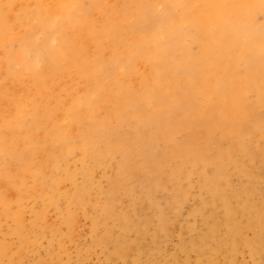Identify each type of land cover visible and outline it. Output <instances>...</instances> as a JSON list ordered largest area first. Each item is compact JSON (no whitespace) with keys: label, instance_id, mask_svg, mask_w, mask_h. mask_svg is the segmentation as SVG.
<instances>
[{"label":"rangeland","instance_id":"obj_1","mask_svg":"<svg viewBox=\"0 0 264 264\" xmlns=\"http://www.w3.org/2000/svg\"><path fill=\"white\" fill-rule=\"evenodd\" d=\"M179 3L167 2V8L176 5L179 8ZM82 7L93 10L91 0H85ZM159 8L146 15L141 24L148 25L147 21L152 20ZM19 9L14 11L11 6L6 9L4 26L0 29V66L5 69L2 77L9 73L17 75L21 84L20 96L15 101L13 110L17 122L10 125L7 136L1 134L6 119H0V165L22 162V165L11 167L13 180L18 173V166L27 164V161L29 166L21 171L23 187L19 188L15 181H0L1 264H198L191 240L205 232L211 222L221 223L226 219L224 196L218 201L217 208L201 212L205 202L214 196L210 180L215 171L219 170L226 173L220 184L222 190L235 191L240 197L246 198L242 188L249 182L252 187L262 190L261 196L256 200L264 205V130L252 127V134L242 133L240 143L247 144L248 147L245 145L246 148L240 150V143L235 144L227 136L231 130L240 128L237 119L242 112L237 106L233 104L227 111H215L210 105L215 100L214 97L200 92L195 95L189 108L182 106L175 111L166 110L167 108L161 111V89L156 88L155 93L143 98L147 103L146 108L153 114L150 126V118L147 116L149 113L134 105L139 100L143 85L154 74V80L163 79L165 69H170L168 65L163 67L162 62L157 64L158 58L162 60V54L167 50L166 34L162 35V40L159 39L160 27H156V40L152 41L154 46L159 47L158 54L154 51L153 54L146 52L140 55L150 70L145 72L138 67V58L130 62L118 60L116 69L108 73L116 89L112 104L105 98L99 102L101 86L105 88L106 85L98 81L95 93L90 96L91 100L86 95L72 97L66 107V118L60 122L57 115L63 110L60 107L66 97L65 87L47 82L40 68L48 66L47 68L63 70L65 63L51 57L39 68H33L15 59L23 48L28 47L32 36L30 26L23 21L30 10ZM199 9L196 7V10ZM11 15L12 19H9ZM76 22L77 18L74 16L57 18L50 27H44L45 24L38 22L35 33H38L39 39L44 36L54 37V47L60 50L62 59H65L76 50L72 40ZM116 25L117 23H110L109 27L113 29ZM105 26L98 24L92 30L95 45L104 49L108 44L109 50L119 58L131 57L132 46L126 45L117 51L113 46L116 45L117 38L111 37V34L106 39L102 38L107 32ZM180 39L190 42L195 52L194 45L198 44L197 41L194 42L191 36H182ZM259 41L264 43V35ZM170 51L173 52L174 60L177 52L175 49ZM18 70L25 71L30 82L22 80L24 77L18 75ZM214 74L217 76L216 84L221 85L225 71L221 68L218 73L214 71ZM173 78L179 79V76ZM177 82L166 80L165 88L174 84L177 86ZM133 83L135 85L132 87ZM6 91L3 88L0 92L5 93L4 99L8 96ZM255 98L254 92L247 94L245 109L248 115L251 110L248 105H253ZM86 103L89 105L86 106ZM7 105L8 100L4 106ZM208 107L210 112L204 118L202 113ZM257 110L264 117V107L258 104ZM173 113L176 117L167 124L166 121ZM196 114H202L201 122L190 123L189 117ZM248 115L242 122L244 127L253 123L252 114L249 118ZM211 120H215V123L210 122ZM87 125L93 128L89 132L90 127L85 128ZM211 127H215V130L212 131ZM88 133L98 139L100 135L103 136L99 139L100 145H106L103 151L97 147L91 149L84 146V136ZM30 136L35 139L32 140ZM222 137L223 140L219 141ZM20 142L26 149L25 157L14 159ZM135 146L143 148V151L132 157L129 151ZM202 149L206 152L203 158L198 159V152ZM220 158L225 159L221 166L214 162ZM151 165L154 171L148 174L145 168ZM237 165H242L248 172L255 174L256 180L253 181L248 174L240 173ZM84 166L92 172V188L85 194L71 198L76 192L70 178L71 172L77 174ZM53 170L61 171V181H57L54 190L44 186L46 193L40 191L34 185L33 176H49ZM118 175L125 177L124 181H128L130 186H117L120 190L115 192L116 196L105 197L108 185L118 181ZM77 177L79 181L83 180L81 175L77 174ZM153 185H158L159 190L154 194L155 199L161 200L158 202L161 206L167 204V191H171L175 198L171 206H178L160 233L156 232L158 227L155 219L165 211L160 210L157 205L149 208V204L145 200L143 202L144 189ZM182 189H187L188 192L184 194ZM163 197L165 201H162ZM106 200L110 205L109 212L116 221L113 217L108 218L109 213H103ZM18 219L22 223L20 232L16 230ZM248 219L254 220L253 215H249ZM261 229L262 227H257L253 231L247 228L246 234L254 237ZM125 233L127 238H123ZM116 240L121 241V245ZM119 246L123 251L126 248L124 252L120 250L122 254L118 252ZM241 249L235 254L231 253L232 259L230 253L218 255L215 264H264L255 262L257 257H252L247 249Z\"/></svg>","mask_w":264,"mask_h":264},{"label":"bare ground","instance_id":"obj_2","mask_svg":"<svg viewBox=\"0 0 264 264\" xmlns=\"http://www.w3.org/2000/svg\"><path fill=\"white\" fill-rule=\"evenodd\" d=\"M84 2L85 0H0V29L4 26V15L8 7L11 6L14 11L20 10L19 8L30 10V13L23 21L30 26L29 32L32 33V36L29 39L28 47L23 48L16 55L15 59L18 62L29 67L39 68L40 65L45 63L47 58L52 57L58 58L65 63L63 70L47 68L48 66L40 68L47 82L65 87L66 97L61 103L60 108L63 110L59 111L60 113L57 115L58 121L63 122L65 120L66 107L72 97L86 95V98L91 100L90 96L95 93V84L98 81L102 85H106L105 88L101 86L98 97L99 102L102 98H105L107 101H111L112 104L116 89L113 87L112 79L108 77V73L116 69L118 60L130 62L132 59L138 58V67L143 68L145 72L150 70L140 55L146 52L153 54L154 51L158 54L159 47L154 46L152 41L156 40V27H160L159 39L162 40V35L166 34L167 50L162 54V60L158 58L157 64L160 65L162 62L163 67L168 65L170 69H165L163 79L158 80H154L155 74L153 71V77L151 75L152 78L143 85V91L139 93V100L134 102V105L139 109L149 113L147 116L150 118V126L153 114H150L149 109L146 108L147 103L143 101V98L155 93L156 88H159L161 89L159 94L162 104L160 107L161 111L165 108H167L166 110L173 109L175 111L182 106L189 108L195 95L200 92L214 97L215 100L210 105L214 107L215 111H227L233 104L237 106L238 110L242 112L237 119L240 128L231 130L227 134L237 145L240 143L242 133L249 135L254 132L252 127L257 130H264V117L257 110L258 104L264 107V43L259 41V38L264 35V0H91L92 11L82 9ZM167 2H180L178 4L179 8H176V5L168 9ZM196 7L200 9L196 10ZM155 8L159 9L152 16V20H146L148 25L141 24L145 20L144 17ZM41 12H43V15ZM70 16L77 18L75 30L72 33V40L76 50L73 55L62 59L60 50L54 47V37L50 36V38H47L44 36L43 39H39L35 30L38 22H41L42 25L45 24L44 27L48 25L50 27L57 18ZM9 19H12V15ZM173 20L176 21L174 22ZM110 23H117V25L110 29ZM98 24L106 25L107 32L102 35V38L106 39L111 34V37L118 39L116 45H113L117 51L126 45H130L132 46L133 55L129 58H119L109 50L110 45L107 44L104 49L96 46L95 34H93L92 30L97 28ZM182 30H185V32ZM128 34L129 36L127 37ZM181 35L191 36L194 42H198V44L194 45L195 52L192 50L190 42L187 41L186 43L183 39H180ZM96 37L98 36L96 35ZM174 49L177 53L173 60V52L170 50ZM122 56L126 57L125 55ZM16 64L19 65L18 63ZM221 68L225 71V75L223 76L222 84L217 85L215 80L217 76H215L214 71L218 73ZM4 72L5 69L1 65L0 79L2 81H0V92L3 88L8 92L6 99H4L5 93H0V119H6L2 126L1 134L7 136L10 131V125L17 122L13 110L15 101L20 96L21 84L17 75L9 73L2 77ZM18 75L23 76L22 80H25V82H30V79L26 77L25 71H19ZM176 75L179 76V79L173 78ZM166 80H172L173 82L177 80V86L174 84L170 88H165L164 82ZM134 85L135 83H133L132 87ZM252 92L255 93L256 98L253 100V105H248V108L251 107L248 115L245 109L246 98L247 94L249 95ZM190 94L192 95L191 97L189 96ZM7 100L8 105L4 106ZM85 105L88 106L89 104L86 103ZM209 112V107L203 111L204 118ZM202 114L189 117L191 119L190 123L201 122ZM250 114H252L253 123L244 127L242 122L246 119L245 116L248 115L249 118ZM175 117L176 114L173 113L166 123H170ZM82 120H85V118ZM210 122L215 123V120ZM87 127H90L88 132L93 129L91 125H87L85 128ZM211 130L214 131L215 127H211ZM30 137L32 140L35 139L32 136ZM102 137L100 135L99 139ZM99 139L88 133L84 136V141L86 142L84 146H88L91 149L97 147L103 151V147H106V145H100L99 142L101 140ZM221 140H223V137L219 139V141ZM245 145L248 147L247 144ZM245 145L240 143V150H244L246 148ZM204 148L207 149L206 147ZM140 151H143V148L135 146L129 152L133 157L134 154ZM25 152L26 149L20 142L16 148L14 159L24 158ZM205 152L204 149L200 150L198 152L199 156H197L198 159L203 158ZM216 155L220 157L219 154L216 153ZM181 159L184 160V157H181ZM224 161V158H220V160H215L214 162L219 163V166H221ZM13 164L0 165V181L5 183L6 181L8 183L15 181L16 185L21 188L24 186L20 178L21 171L29 166V161L23 166H18L15 180H13L14 174L10 173L11 167L22 165V162L14 161ZM155 164L156 162L153 165ZM237 167L240 173L248 174L253 181L256 180V175L248 172L242 165H237ZM145 170L148 174H152L154 171L152 165L146 167ZM60 172L53 170L49 176L44 174L33 176L34 185L45 193L46 188L44 186L54 190L57 186V181L62 179ZM91 173V170L84 166L77 173L83 178L82 181H79L77 174L71 172L70 178L76 190L71 195V198L85 194L88 189L92 188ZM223 174H226L223 170L215 171L213 174L210 180V189L214 196L210 201L205 202L203 208L200 209L203 213L208 212L212 207L217 208L218 201L221 196H224V207L227 210L226 219L221 223L211 222L205 232L191 240L192 249L197 255L195 260H198V264H215L216 259L221 256L220 254L230 253L231 257V253L235 254L239 249L244 248L248 250L252 257H257L255 262L262 263L264 262V259H262L264 251V205H261L256 200V198L261 196L262 190L259 187H252L247 182L242 188V191L246 193V198L240 197L235 191L226 192L220 188L224 177ZM118 178L120 181H114L108 185L105 197L116 196L115 192L120 190L117 186H130L128 181H124L125 177L122 178V175H118ZM144 190L143 202L145 200L149 204V208H154L157 205L160 210L165 211L155 219L158 227L156 232L160 233L166 227L171 213L178 209L177 205L174 208L171 206V203L175 202L174 195L171 191H167V204L161 206L158 203L161 200L158 201L159 198L158 200L155 199L154 194L159 190L158 185H153ZM187 192V189H182V193L186 194ZM164 199L165 197H163L162 201ZM109 208L110 205L106 200L103 213L107 215L109 213L108 218L111 217L112 219L113 217L114 220L115 217L109 212ZM249 215H253L254 220L248 219ZM113 220L110 221L113 222ZM111 222L108 224L110 225ZM257 227H262L257 236L248 237L246 229L251 228L256 231ZM21 228L22 223L18 219L17 232H20ZM125 235L126 233L123 238ZM108 238L105 239L106 242ZM133 239L134 237L131 241ZM113 240L115 239L113 238ZM109 241H111V238ZM117 242L118 240H116ZM126 246L128 248V244ZM120 250L123 251L122 247L118 251L122 254ZM226 254L224 257L227 256ZM118 256L121 257L122 255ZM204 259L206 260L204 261Z\"/></svg>","mask_w":264,"mask_h":264}]
</instances>
